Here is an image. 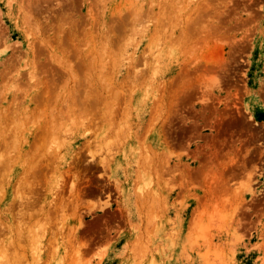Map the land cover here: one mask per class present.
Listing matches in <instances>:
<instances>
[{
    "label": "rangeland",
    "instance_id": "rangeland-1",
    "mask_svg": "<svg viewBox=\"0 0 264 264\" xmlns=\"http://www.w3.org/2000/svg\"><path fill=\"white\" fill-rule=\"evenodd\" d=\"M0 264H264V0H0Z\"/></svg>",
    "mask_w": 264,
    "mask_h": 264
},
{
    "label": "bare ground",
    "instance_id": "bare-ground-1",
    "mask_svg": "<svg viewBox=\"0 0 264 264\" xmlns=\"http://www.w3.org/2000/svg\"><path fill=\"white\" fill-rule=\"evenodd\" d=\"M31 73V72H30ZM73 73V72H72ZM33 74H34V72H33ZM33 76H35V75H33ZM73 76V75H72ZM50 125V124H49ZM6 128V127H5ZM28 199V198H27Z\"/></svg>",
    "mask_w": 264,
    "mask_h": 264
}]
</instances>
